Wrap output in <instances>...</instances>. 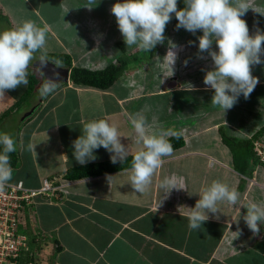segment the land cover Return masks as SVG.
<instances>
[{
  "label": "crops",
  "instance_id": "crops-1",
  "mask_svg": "<svg viewBox=\"0 0 264 264\" xmlns=\"http://www.w3.org/2000/svg\"><path fill=\"white\" fill-rule=\"evenodd\" d=\"M116 2L0 0V31L25 20L47 27L45 48L34 54L27 69L28 84L30 76L37 79L34 93L19 101L27 84L0 97V132L10 133L19 156L18 164L11 165L10 181L38 188L46 178L63 185L57 195L35 197L19 230L31 237L44 234L41 264H264V222L260 233L253 234L243 220L249 202L264 206V163L252 149L253 139L264 140V64L252 66L259 83L250 96L241 95L224 113L211 105L214 90L203 83L212 61L198 50L202 32L177 30L173 14L163 44L151 52L127 47L111 13ZM254 2L264 6V0ZM184 6L178 0V9ZM241 19L250 35L257 29L264 32V16L249 9ZM169 41L178 53L173 73L163 58ZM49 53H67L73 66L92 70L119 60L127 66L108 88L76 85L69 76L42 95L45 77L35 62ZM141 111L153 130L178 133L183 139L163 158L146 192L131 188L129 167L66 177L69 169L81 166L73 157L72 141L84 123L106 119L114 124L131 156L139 146L128 117ZM94 154L96 159L88 163L111 160L103 147ZM172 175L185 189L166 193L159 187ZM213 180L235 188L239 202H219V212L208 213L201 228L192 230L186 207H194L197 193Z\"/></svg>",
  "mask_w": 264,
  "mask_h": 264
},
{
  "label": "clouds",
  "instance_id": "clouds-1",
  "mask_svg": "<svg viewBox=\"0 0 264 264\" xmlns=\"http://www.w3.org/2000/svg\"><path fill=\"white\" fill-rule=\"evenodd\" d=\"M92 0H89L91 3ZM184 7L178 9V0H117L111 7L118 29L127 47L135 45L141 51L151 52L165 41L166 25L173 18L177 20L176 29L198 36V50L207 52L212 61L210 70L205 71L203 83L213 91L211 105L225 113L231 109L238 98L247 99L259 83L252 74V66L264 64V32L259 29L250 35L245 20L241 19L249 9L264 16V6L256 5L254 0H183ZM91 8V7H88ZM47 27L41 28L31 20L22 21L16 27L0 31V97L6 90L27 86V69L34 54L45 48ZM215 44L216 50H213ZM177 46L169 41L163 57L173 73L178 58ZM202 58V57H201ZM41 61L44 57L41 56ZM59 61H57V64ZM163 83V82H162ZM55 80L49 78L42 86L41 94L51 91ZM129 121L136 133L139 146L131 159L129 184L138 193H144L152 184L153 176L163 163V158L173 153L169 142L170 135L178 136L163 129L153 130L143 112L129 114ZM123 137L117 127L106 119H94L83 124L81 135L72 141L73 157L85 165L94 161V150L103 147L110 153L112 163H122L128 157V147L121 143ZM0 191L12 179L10 153L16 150L14 139L8 133L0 132ZM32 149V145H29ZM179 185L175 175L165 176L159 187L185 189ZM199 199L194 207H186L189 228L199 230L209 218L208 213L219 212V202L237 206L240 198L235 188L219 180H213L197 193ZM246 226L253 234H259L264 222V206L249 202L243 216Z\"/></svg>",
  "mask_w": 264,
  "mask_h": 264
},
{
  "label": "built area",
  "instance_id": "built-area-1",
  "mask_svg": "<svg viewBox=\"0 0 264 264\" xmlns=\"http://www.w3.org/2000/svg\"><path fill=\"white\" fill-rule=\"evenodd\" d=\"M253 149L260 163H264V140L253 139ZM62 189V184L54 185L45 178L38 188L29 187L18 180L9 181L0 191V264H21L23 256L29 258L26 264H36L41 260L40 252L44 251L45 246L44 234L35 236L32 241L29 234L19 230L20 220L25 209L31 208L35 202V197L44 194L50 197Z\"/></svg>",
  "mask_w": 264,
  "mask_h": 264
},
{
  "label": "trees",
  "instance_id": "trees-1",
  "mask_svg": "<svg viewBox=\"0 0 264 264\" xmlns=\"http://www.w3.org/2000/svg\"><path fill=\"white\" fill-rule=\"evenodd\" d=\"M46 57L51 61L55 62L56 64L57 61H59L58 65L71 68L70 78L72 82L75 83L76 85L91 86L101 89L110 87L121 76L124 68L127 66V63L123 62L122 60H119L117 64H110L104 69L92 70L84 67L73 66L72 58L67 53H49L46 54ZM36 84H37V79L35 78V76L34 75L30 76L28 88L24 93L23 97L19 100L20 102L32 95V93L36 88ZM169 142L172 144L173 149H175L182 145L183 139L179 135L173 136L169 138ZM231 145L232 147H234V144L231 143ZM252 149H253V143H252ZM9 155H10V163L12 166L15 167L18 164V160H19L17 149L14 152L10 153ZM132 157L133 155L128 156L127 159L124 160L122 163L118 161L115 164L112 163L111 160L100 163H87L85 165H81L79 167L69 169L66 177L68 179H78L90 175H100L107 172L128 168L131 165ZM32 236H34L31 237L32 241H34L36 235H32ZM20 260H21V264L23 263L26 264L29 258L27 256H23Z\"/></svg>",
  "mask_w": 264,
  "mask_h": 264
},
{
  "label": "water",
  "instance_id": "water-1",
  "mask_svg": "<svg viewBox=\"0 0 264 264\" xmlns=\"http://www.w3.org/2000/svg\"><path fill=\"white\" fill-rule=\"evenodd\" d=\"M35 65L42 71L45 77V82L48 81L49 78L55 80V87L59 86L63 82L68 81L69 79L70 68L57 65L50 59L44 58V61L39 59L35 62Z\"/></svg>",
  "mask_w": 264,
  "mask_h": 264
},
{
  "label": "rangeland",
  "instance_id": "rangeland-1",
  "mask_svg": "<svg viewBox=\"0 0 264 264\" xmlns=\"http://www.w3.org/2000/svg\"><path fill=\"white\" fill-rule=\"evenodd\" d=\"M180 8H182V7H180ZM164 34H165V33H164ZM136 49H138V48H136ZM176 50H177V48H176ZM167 51H168V49L166 50V52H167ZM43 84H45V81L43 82ZM43 84H42V85H43ZM33 93H34V92H33ZM33 93H32V94H33ZM38 94H39V93L37 92V95L35 96L34 101H37V99H38V97H37ZM34 101H33V102H34ZM2 124H3V123H2ZM2 127H3V125L0 126V131H1ZM8 134H10V133H8ZM26 209H27V208H26ZM43 253H44V252H40L41 260H40L38 263H36V264H41ZM20 263H21V262H20ZM23 264H24V263H23Z\"/></svg>",
  "mask_w": 264,
  "mask_h": 264
}]
</instances>
